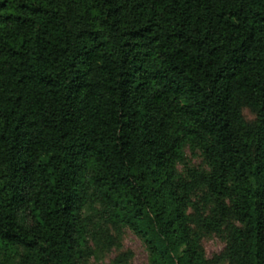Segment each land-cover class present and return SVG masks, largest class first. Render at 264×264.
Listing matches in <instances>:
<instances>
[{
    "label": "trees",
    "instance_id": "trees-1",
    "mask_svg": "<svg viewBox=\"0 0 264 264\" xmlns=\"http://www.w3.org/2000/svg\"><path fill=\"white\" fill-rule=\"evenodd\" d=\"M126 231L148 264H264V0H0V264Z\"/></svg>",
    "mask_w": 264,
    "mask_h": 264
},
{
    "label": "rangeland",
    "instance_id": "rangeland-1",
    "mask_svg": "<svg viewBox=\"0 0 264 264\" xmlns=\"http://www.w3.org/2000/svg\"><path fill=\"white\" fill-rule=\"evenodd\" d=\"M244 116L249 122L254 120V116L248 111H244ZM193 163L199 164L200 158L193 157ZM119 242L120 247H113L106 250L98 247L96 255L90 258L86 264H115L119 256L126 254H129L127 264H148V253L145 246L133 233L129 231L122 233ZM203 245L206 255L209 258L220 254L225 248L224 241L217 236L206 238Z\"/></svg>",
    "mask_w": 264,
    "mask_h": 264
}]
</instances>
